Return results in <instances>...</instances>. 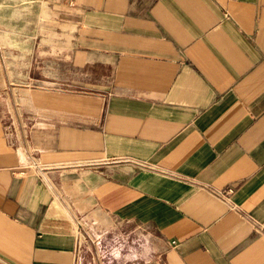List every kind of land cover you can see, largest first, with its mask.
<instances>
[{
	"label": "crops",
	"instance_id": "1",
	"mask_svg": "<svg viewBox=\"0 0 264 264\" xmlns=\"http://www.w3.org/2000/svg\"><path fill=\"white\" fill-rule=\"evenodd\" d=\"M8 9L0 264H264V0Z\"/></svg>",
	"mask_w": 264,
	"mask_h": 264
},
{
	"label": "rangeland",
	"instance_id": "2",
	"mask_svg": "<svg viewBox=\"0 0 264 264\" xmlns=\"http://www.w3.org/2000/svg\"><path fill=\"white\" fill-rule=\"evenodd\" d=\"M14 1L17 13L18 15L21 13V17H24V11L31 7L33 9L34 5L38 2V0H0V48L2 50H10L12 47L19 49L26 48V43L20 41V32H22L21 29L23 28V25L19 24L21 23V19H18L17 29L10 28V18L14 15L8 9V4ZM10 33H13V35L11 36ZM100 224L101 222L98 218H94L87 226L88 228L96 229Z\"/></svg>",
	"mask_w": 264,
	"mask_h": 264
},
{
	"label": "built area",
	"instance_id": "3",
	"mask_svg": "<svg viewBox=\"0 0 264 264\" xmlns=\"http://www.w3.org/2000/svg\"><path fill=\"white\" fill-rule=\"evenodd\" d=\"M37 168L39 167V166H36ZM49 169V168H48ZM45 171H47V169H44Z\"/></svg>",
	"mask_w": 264,
	"mask_h": 264
}]
</instances>
